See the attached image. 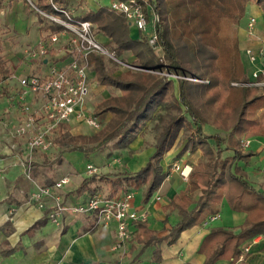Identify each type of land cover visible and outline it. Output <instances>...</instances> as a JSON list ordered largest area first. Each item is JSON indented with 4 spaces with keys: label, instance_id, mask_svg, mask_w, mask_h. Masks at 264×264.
Returning a JSON list of instances; mask_svg holds the SVG:
<instances>
[{
    "label": "trees",
    "instance_id": "1",
    "mask_svg": "<svg viewBox=\"0 0 264 264\" xmlns=\"http://www.w3.org/2000/svg\"><path fill=\"white\" fill-rule=\"evenodd\" d=\"M23 1L29 6L27 0ZM56 2L71 9L68 0ZM32 4L45 13L54 12L47 0ZM150 4L158 18L155 31L161 47L159 55L153 52L143 33L138 40H132L127 20L104 6L75 16L89 21L97 32L110 39L109 45L118 55L130 52L142 71L115 74L114 68H107L103 56L90 55L95 83L117 89L120 95L95 105V116L111 115L99 130L89 135L73 134L75 126L60 123L54 132L53 146L59 149L60 157L74 151L87 157L102 152L110 143L128 148L155 120L152 129L159 131L154 152L143 167L134 173L112 176L95 173L82 179L76 189L78 194L87 192L88 201L98 194L111 199L143 185L142 200L146 202L165 179L160 161L180 133L184 134L185 150L198 149L205 161L192 169L188 189L179 192L164 207L176 211L179 221L164 238H157L145 222H137L141 232L130 242L142 244L139 254L153 245L152 260L159 261L158 246L162 242L176 243L182 232L216 216L226 201L230 210L246 213L245 221L236 228H210L198 252L204 255L203 264L219 260L245 264L248 255L242 253L241 245L256 236L264 238V193L253 187L241 166L255 153L241 149L240 140L264 138V86L247 85L252 80L242 60L238 27L249 5L257 6L264 14V0H151ZM31 10L37 15L40 37L45 32L61 30L57 25L47 24L32 7ZM5 67L0 57L1 73H5ZM206 126L224 135L206 133ZM35 163L36 160L31 177ZM104 189L106 193L100 194ZM45 211L48 214L49 207ZM39 224L36 222L27 232ZM9 225L6 222L2 226L6 235L11 233L7 231Z\"/></svg>",
    "mask_w": 264,
    "mask_h": 264
},
{
    "label": "crops",
    "instance_id": "2",
    "mask_svg": "<svg viewBox=\"0 0 264 264\" xmlns=\"http://www.w3.org/2000/svg\"><path fill=\"white\" fill-rule=\"evenodd\" d=\"M27 1L36 2V0ZM85 4L75 10L71 7L70 11H72L74 16H83L91 9V7H88L90 5L88 0H86ZM94 6L96 8L92 9L97 10L101 5L95 3ZM1 7L4 11L0 12L4 14L6 10V14L4 16L5 19L2 22L0 21V23L9 25L14 33L20 36L19 38L22 41H28V44L34 47L40 38V30H36L33 23L36 20H30L27 4L23 0H0ZM257 14L261 16V13L257 12L254 6H251V14L248 18L252 16L256 18ZM248 18L243 23L241 22V40L244 45L256 47L258 45L256 41H250L245 35L244 28ZM256 31L258 36L264 40V20H261L259 25H256ZM96 38L102 44L109 46L110 39L106 36L98 34ZM22 52L18 54L17 62L11 70H7L5 73L0 72L4 93L0 98V124L2 123L6 126V129L11 128L18 117L17 109L13 101H11V97L13 90L18 88L13 74H18L20 69L23 68L21 63ZM94 75L93 72L90 80V95L93 91L91 81H93ZM96 88L101 91L100 95L102 96L95 105L110 97L108 87L97 85L95 90ZM113 90L117 91L115 93L116 96L120 95L119 90ZM104 93H107V95ZM94 107L89 109L93 111ZM5 109L9 110L8 115L2 114ZM110 117V113H104L99 116L103 124ZM8 137L0 138V264H203L204 255L199 253L198 250L209 229L217 226L236 228L245 221L246 213L230 210L226 201H223L215 219L211 220L209 217L202 224L182 232L177 242L172 245L162 242L158 246L160 251L159 261L152 260L155 249L153 245L146 247L139 254L142 244L130 242L128 248L130 260L123 262L122 248L124 246L116 250L112 249L116 239V222L98 223L94 213L82 215L65 214L62 225L56 226L48 219L45 209H39L34 202L30 201V195L38 187L51 186L53 182L64 175L58 173L53 177L50 172L46 174V177L39 178L36 169L41 168L43 154L41 158L39 156L36 157V167L33 169L32 179L27 182L24 179L25 176L18 159V153L21 152L24 146V139H16L15 141L12 137ZM249 139L250 146L244 151H251L255 155L250 158L247 164H241V166L247 172L248 180L253 187L264 193V138L252 137ZM14 141L17 143L19 150H11V143ZM179 141L180 138L178 137L172 148L160 161L162 172H165L166 176L159 189L148 201L143 202L142 200L143 185L136 189L129 188L130 191L134 192V207L139 211L148 213V218L145 222L146 227L149 231L155 232L157 238L167 236L171 227L179 221V215L176 211L166 210L164 207L179 192L188 189V176L202 157L198 149L193 152L185 150L186 139L178 146ZM153 144L151 143L144 149L146 155L144 156L143 164L140 163L139 168H134L136 164L135 158L134 160L122 158V167L118 166V170L124 171L115 174L137 172L153 154ZM143 145V136L137 137L125 150L129 152L140 150ZM64 154L60 157L62 159L60 167L65 165ZM77 159H80V155ZM88 162H90L89 159ZM173 164H177L180 169L171 171ZM68 167L75 169L72 161L69 162ZM109 175L112 176L114 174ZM69 177L71 182L59 191L60 196L66 204L77 205L85 203L87 192L78 194L76 191L81 179H78L77 175H70ZM84 178L86 177L84 176ZM256 178L258 180L254 181ZM103 191L106 193L105 189ZM158 197L160 198L159 200H157ZM48 207H50V204H48ZM6 222L10 224L7 227V231L11 232L7 235L2 230V226ZM36 222H40V224L32 231L27 232ZM130 230L133 233L132 238L137 232H141L138 230L136 223H130ZM132 245L133 248H131ZM263 245L264 238L262 236H256L241 245L240 250L242 253L248 255L245 264L263 263ZM215 264H229V262L227 260H219Z\"/></svg>",
    "mask_w": 264,
    "mask_h": 264
},
{
    "label": "built area",
    "instance_id": "3",
    "mask_svg": "<svg viewBox=\"0 0 264 264\" xmlns=\"http://www.w3.org/2000/svg\"><path fill=\"white\" fill-rule=\"evenodd\" d=\"M151 0H110L107 8L122 15L131 27L136 28L146 36L149 46L157 55L161 47L157 41L155 23L158 18L153 12ZM54 10L45 13L34 6L31 7L47 24L57 25L58 32H45L36 45L22 52L23 68L14 73L17 86L13 90L12 99L18 117L10 128L13 139H24V146L18 159L24 176L31 180V170L38 155L47 154L53 147L54 132L60 123L71 126H85L95 131L102 127L99 116L87 107L90 92L91 68L90 55L107 57L122 65L114 52L107 49L96 38L89 21L77 19L72 11L58 4L56 0H47ZM257 20L248 18L245 24V35L250 41H256V47L249 45L244 49L248 64L252 67L249 77L257 87L264 86V40L256 31ZM131 67V66H130ZM4 95L0 80V98ZM5 109L2 114L8 115ZM250 139L240 140V147L246 150ZM11 150L18 149L13 142ZM19 150V149H18ZM178 170L177 164L172 165ZM93 165H86L88 175L97 173ZM169 175V174H168ZM167 175V178H168ZM70 183L69 176H63L51 186L38 187L30 195V200L39 209H46L48 219L56 226H61L65 214L82 215L94 213L98 223L116 222V239L113 250L123 247L133 236L130 223L146 222L148 213L134 207L132 191L107 199L103 195H94L85 203L78 205L66 204L59 191ZM160 198L158 197L157 200ZM211 216L210 219H215Z\"/></svg>",
    "mask_w": 264,
    "mask_h": 264
},
{
    "label": "rangeland",
    "instance_id": "4",
    "mask_svg": "<svg viewBox=\"0 0 264 264\" xmlns=\"http://www.w3.org/2000/svg\"><path fill=\"white\" fill-rule=\"evenodd\" d=\"M68 1L70 3L71 7L74 8V10L79 8L80 6L86 5L85 4L86 0H68ZM109 1L110 0H88V3L90 4L88 7H91L90 10H93L94 8H96V6H94V4L99 3L101 6H104V7L106 6V8H107V6H109ZM251 6H254L255 9H257V12L259 11L261 13V16L258 14L256 15L257 24L259 25V22L261 20H264V14L255 5H249L246 8L245 16L243 17L241 22L243 23L250 16ZM0 11L1 12L4 11L2 7L0 8ZM1 12H0V21L2 22L3 19H5L4 16L6 14V10H5L4 14H2ZM27 12H28V15L30 17V20L31 19L36 20L35 22H33L36 30L41 31V27L39 26V24L37 22V15L31 10L30 4H29V6L27 5ZM241 22H240L239 27H238L239 28V30H238L239 48H240L243 63L247 69V73L250 74L252 67L249 64L247 65V61H246V57H245V53H244V49L247 48L249 45H246V44L244 45V42L241 40V35H242V29H241L242 24H241ZM0 24H1L0 25V57H2L3 60L6 62V68H7L6 71H7V70H11L13 65L17 62V56L20 52H22L25 49L32 48L33 46L29 45L28 41L27 42L22 41L19 38L20 36L18 34L14 33V31L12 30V28L9 25H6L5 23H0ZM92 31L94 32L95 35L102 34L100 32H97V29L94 25H93ZM140 34L141 33L136 28L129 27V36L132 40H138L141 37ZM106 47L109 51L114 52L115 55L119 59H121V61H122V65H120V64L116 63L115 61L109 60L107 57H103L106 60L107 68H114L115 74H119L120 72H124L127 70H129L131 72L142 71V70H140L139 66L137 65L138 64L137 59L130 52H125L121 56V55H118L116 53V51L113 48H111L110 45L109 46L106 45ZM92 73H93V70L91 69V74ZM91 82L93 84V86H92L93 91L91 92V95H93V96H91L90 94H89L90 96H88L89 97L88 98V107L90 106L89 108L94 107L95 104L97 103V101L100 100L101 96H102V95H100L101 91H98V88H96V90H95V86H97V84L95 83L94 79ZM108 89H109L108 94L110 96H115V93L117 91H115L109 87H108ZM104 94L107 95V93H104ZM154 123H155V120L148 123V130L143 135L144 145L140 148V150H135V151L129 152V151L125 150L126 148L122 149V148L117 147L114 144L110 143L102 152L91 154L87 157H85L83 154L75 152V151L74 152H67L63 155V160H64L65 165L60 167V163H61L62 159L60 158V155H59V149L57 147L53 146L51 148V150L46 155H43V157H42V155L39 156L40 158L42 157V165H41V168L36 169L37 174H38L39 178H41V179L43 177H46L47 173L51 172L50 174L53 177L55 176V174L60 173L61 175L63 174L64 176L77 175L78 179L82 180L84 176L85 177L89 176L88 173L86 172V165H88V164L93 165L95 168L98 169L97 174H107V173L115 174V173L124 171V170H122V171L118 170V166L122 167V158H125V159L130 158L131 160H134V158H135L136 164L134 165V168H139L140 163L143 164L144 156L146 155V152L144 151V149H146L147 146L150 145L151 143H155L156 137L158 136L159 130L155 131L152 129ZM158 123L162 124V122H158ZM72 132H73V134L89 135V134H92L93 132H95V130L89 129L85 126L75 125L74 130H72ZM204 132L213 133V132H215V130L212 127L206 126V127H204ZM216 132L219 133L221 136L224 135V133L221 131L216 130ZM4 137L11 138L10 128L6 129V126H4L1 123L0 124V138L4 139ZM179 138H180V141L178 143V146L184 142V140L186 139V136L184 134L180 133ZM11 145H12V143H11ZM123 150H125V151H123ZM141 150H142V153H141ZM79 155H80V159L78 160L77 158L79 157ZM88 159L90 160V162H88ZM140 159H141V161H139ZM70 161H72V165L74 166L75 169H73L72 167H68ZM204 161H205V159L203 157H201V159L198 160L197 166H195V167H198V165H200ZM179 169H180V167H179ZM178 170H173L171 167V171H178ZM255 170L257 171V169H255ZM24 179L27 182H29L26 177H24ZM188 180H189V176H188ZM256 180H258V179L257 178L254 179V181H256ZM70 182H71V180H70ZM100 194H105V192L102 191ZM133 194H134V192H133ZM129 244H130V240L122 248L123 262H128L130 260V257H129L130 255L128 253Z\"/></svg>",
    "mask_w": 264,
    "mask_h": 264
}]
</instances>
